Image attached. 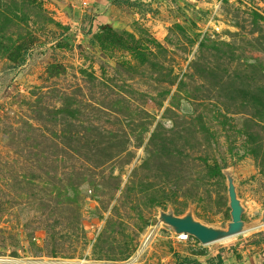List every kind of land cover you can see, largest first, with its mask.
Segmentation results:
<instances>
[{"label":"rangeland","instance_id":"obj_1","mask_svg":"<svg viewBox=\"0 0 264 264\" xmlns=\"http://www.w3.org/2000/svg\"><path fill=\"white\" fill-rule=\"evenodd\" d=\"M215 163L258 218L264 0H0V264H264L158 222L226 224Z\"/></svg>","mask_w":264,"mask_h":264},{"label":"water","instance_id":"obj_2","mask_svg":"<svg viewBox=\"0 0 264 264\" xmlns=\"http://www.w3.org/2000/svg\"><path fill=\"white\" fill-rule=\"evenodd\" d=\"M222 173L226 178L228 206L230 207V219L224 226L205 223L196 218L194 213L195 205L192 202L189 203L187 210L183 214H177L171 204L166 209L158 207V222L173 230L176 235H191L202 244H209L264 225V209L260 216L251 222L243 219L246 207L238 194L233 167L223 168Z\"/></svg>","mask_w":264,"mask_h":264},{"label":"trees","instance_id":"obj_3","mask_svg":"<svg viewBox=\"0 0 264 264\" xmlns=\"http://www.w3.org/2000/svg\"><path fill=\"white\" fill-rule=\"evenodd\" d=\"M107 31L109 32L110 36H116V34L112 31L111 28H109ZM255 153L257 154V149H256ZM214 172L217 174H222V168L220 167V165L218 163L214 164ZM218 264H221V261Z\"/></svg>","mask_w":264,"mask_h":264},{"label":"bare ground","instance_id":"obj_4","mask_svg":"<svg viewBox=\"0 0 264 264\" xmlns=\"http://www.w3.org/2000/svg\"><path fill=\"white\" fill-rule=\"evenodd\" d=\"M181 237H185L183 234L181 235ZM7 260V259H6ZM10 260V259H9ZM13 260V259H12ZM3 261H5V260H3Z\"/></svg>","mask_w":264,"mask_h":264}]
</instances>
